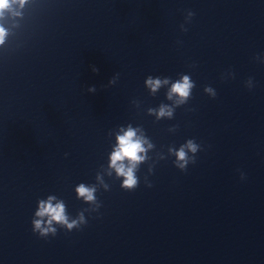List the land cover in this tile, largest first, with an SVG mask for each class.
<instances>
[{
  "label": "water",
  "instance_id": "obj_1",
  "mask_svg": "<svg viewBox=\"0 0 264 264\" xmlns=\"http://www.w3.org/2000/svg\"><path fill=\"white\" fill-rule=\"evenodd\" d=\"M0 25V264H264V0H26Z\"/></svg>",
  "mask_w": 264,
  "mask_h": 264
},
{
  "label": "clouds",
  "instance_id": "obj_2",
  "mask_svg": "<svg viewBox=\"0 0 264 264\" xmlns=\"http://www.w3.org/2000/svg\"><path fill=\"white\" fill-rule=\"evenodd\" d=\"M26 0H0V18H3L4 13L6 11H9L12 9V6L14 4H19L21 7L24 5ZM7 35V30L5 27L0 25V44H3L4 39ZM93 72H98V69L93 66L92 67ZM115 79L110 80L109 83H114ZM166 82V81H165ZM147 85L152 89L154 92L156 89L160 87L161 81L159 79L153 80L151 77H149L146 81ZM195 87V84L193 81L190 80L189 76H183L181 81H177L173 84L169 99H171V95L175 94L178 97H180V103L186 102L187 98L190 95L191 89ZM89 92H95V87H90L88 89ZM205 91H210V89L206 88ZM159 116H171L172 113L170 110H166L164 106L161 107L159 111ZM187 149L191 151L192 153H195L197 151V145L192 141L189 140L186 145ZM145 149L143 147V142L136 138V132L131 127L124 132L123 135H120L117 137V147L115 148L114 152L111 156V163L112 166L115 167L116 172L118 175L123 176L124 180L122 181V188L124 190H134L137 187V179L134 175V167L137 162L143 159V157L140 155L142 152H144ZM177 159L179 161H182L183 163H180L178 166L185 170L187 167V164L189 163V158L187 157V153L185 151V147L182 146L179 151L176 152ZM124 160H127L131 162V167H125L122 163ZM191 163H195V156L191 157ZM78 192L81 196H83L87 201H92L94 199L93 196V190L85 187L83 184H81L78 188ZM52 199L54 197H49V200L47 202L41 201L39 210L37 211L36 215L38 217H45L47 216L48 224L50 225L53 221L57 223H61L67 226L69 230H71L75 225L76 221L68 222V218L65 215L64 205L63 203H57L55 205L52 204ZM81 219H83L81 217ZM34 231L39 230L41 235H46L49 231L48 228H42L41 220H34ZM53 234L55 235V229H51Z\"/></svg>",
  "mask_w": 264,
  "mask_h": 264
}]
</instances>
